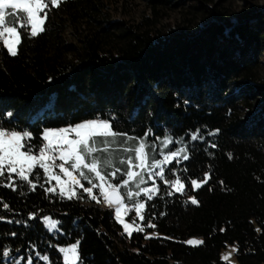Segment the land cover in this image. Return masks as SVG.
Masks as SVG:
<instances>
[{"label": "trees", "instance_id": "1", "mask_svg": "<svg viewBox=\"0 0 264 264\" xmlns=\"http://www.w3.org/2000/svg\"><path fill=\"white\" fill-rule=\"evenodd\" d=\"M145 1L157 18L174 0ZM104 2L63 0L48 10L43 33L22 36L18 55L0 53V125L31 132L37 144L45 129L106 120L133 138L122 145L143 140L158 159L184 149L189 159L178 156L164 175L178 177L187 192L158 180L151 200L139 196L143 218L128 234L114 209L81 187L68 199L45 191L52 183L42 170L30 177L34 190L14 177L16 190L0 184V264H64L59 248L77 241L82 264H230L220 259L227 243L238 249L237 264H264V78L257 69L264 13H246L236 24L217 13L221 21L154 40L149 18L109 23ZM67 26L76 30L74 43L65 38ZM127 155L120 150L105 169L121 168L113 183ZM205 174L207 183L192 189L191 180ZM192 236L203 243L187 245Z\"/></svg>", "mask_w": 264, "mask_h": 264}, {"label": "snow or ice", "instance_id": "2", "mask_svg": "<svg viewBox=\"0 0 264 264\" xmlns=\"http://www.w3.org/2000/svg\"><path fill=\"white\" fill-rule=\"evenodd\" d=\"M62 2L63 0H0V41H2L0 53L6 49L7 54L18 55L17 46L22 43V36L34 38L43 33L46 30L48 10L51 7H58ZM125 136L126 134L114 131L113 126L106 120H91L72 127L45 129L39 143L33 144L30 142L33 139L31 132L6 129L0 125V184L16 190L14 177H17L19 181L25 182L34 190L36 185L32 183L30 177H40L42 170L43 176L59 183V194L62 197L67 196L68 199H72L77 195L74 186L83 187L80 184V179L73 176L75 172L90 185L83 189L84 192H87L93 201L101 202L97 200L96 195H93V189L98 188L103 197L102 202H106L109 207L115 205L116 219L124 223L121 214L126 206L125 199L135 203L136 214L141 216V210L145 208V204L135 201V197L143 193L151 200L157 192L155 186L141 187L145 184L146 172L148 180H152L154 177L165 180L163 165L170 163L178 156H182L183 160L189 159L188 155L183 154L184 149L181 148L179 151L163 155L161 160L152 154L156 151L153 146L143 140L139 143L134 142L122 149L123 152L129 153L119 161L120 164L125 165L124 175L119 176L117 183H112L111 181L116 179L121 172V168L116 167L114 171H105L106 168L112 166L113 160L104 154L109 153L110 145L126 144L128 140L133 139L130 136L124 139ZM192 139H196V136H193ZM163 143L167 147L170 141L165 140ZM177 162L179 161L177 160ZM55 168H59L60 173L69 178L67 184L61 182L60 175L53 171ZM134 169H140V171ZM124 176L127 178L125 179ZM207 179L208 176L205 174L203 183H207ZM97 180L99 183L96 182ZM165 183H168L169 187L176 192L184 190V184L179 178L175 181L165 180ZM133 184L136 188L135 192L131 190ZM191 185L195 189L202 186L196 179L191 180ZM40 186L43 187V185ZM123 188L129 190L122 193L121 189ZM45 191L52 192L55 189L47 188ZM172 194V192H168V195ZM190 199L192 204L198 205L197 199ZM3 207L8 208V205L4 204ZM141 218L143 217L141 216ZM148 226L152 227L153 225ZM130 228V224L124 223L126 232H129ZM129 234L131 233L129 232ZM187 243L196 245L203 241L188 240ZM78 245L79 241L70 247L60 249L65 254V264H69V254L74 257L75 261L81 262ZM237 251L236 248L232 249V252ZM3 255L7 257L9 253L4 252ZM43 259L47 260L48 257L44 256ZM223 259L228 260L229 255H224ZM28 264H33L32 260H29Z\"/></svg>", "mask_w": 264, "mask_h": 264}, {"label": "rangeland", "instance_id": "3", "mask_svg": "<svg viewBox=\"0 0 264 264\" xmlns=\"http://www.w3.org/2000/svg\"><path fill=\"white\" fill-rule=\"evenodd\" d=\"M104 4L106 7L105 12L108 15L107 20L109 23L123 21V22L131 23V24L132 23L140 24L143 21V19L149 18V20L151 21L150 24H152V26L149 29V33H150V36L154 40L157 38V36L164 37L165 34L169 33L170 31L182 30V31L190 32V31L198 30L199 28L204 26V24L207 21H210V20H216V21L220 20L221 21L222 18H225L228 22L232 24H236L246 18L245 17L246 13L248 14L251 12V13H255V15H258L259 13L260 14L264 13V0H174L173 5L170 6L169 8H165L162 11H160V16L157 18H155L152 15L145 0H105ZM190 4H194L195 6L207 7L209 8V13L203 12L202 9L199 11L191 10L188 7L190 6ZM217 13L222 14L223 17L219 18ZM105 25L106 24H104V26ZM72 27L73 26L71 27L67 26L65 29L64 35L67 41L74 43L75 42L74 34L76 30H74ZM83 27L84 28L82 30L84 29L87 30V25H84ZM77 33H79V31H77ZM0 44H2V41H0ZM257 69H258L259 76L264 78V55H262L258 59ZM92 120H97V119H92ZM88 121H91V120H88ZM66 127H72V126H66ZM61 128H64V127H61ZM55 129H59V128H55ZM124 147H127V146L122 145L120 143L110 145L109 153H105L104 155L106 157L111 158L114 162V160L118 158L119 151L122 150ZM160 159L162 160L163 156ZM57 163H59V161H57ZM166 166L167 164L163 165L164 169ZM134 170L140 171V169H134ZM53 171H55L56 174L60 175L61 182H64L65 184L68 183L69 178L65 176L64 174L60 173L59 168H55L53 169ZM147 175L148 174L146 172L145 173V184L141 185V187L151 188L155 186V188L157 189V181L161 179L159 177H154L152 180H148ZM73 176H75L77 179H80V184L83 185V187H81L80 185H75L74 186L75 191H76V187H81L82 189L86 187H90L89 184H85L82 181V178H80L77 173L74 172ZM177 178L178 177H175L171 181H175ZM204 178H199L196 180L203 185ZM165 180L167 179L165 178ZM165 180H161V181L164 184L169 186L168 183H165ZM49 181L52 183L51 188L59 192V183L56 180H49ZM96 182L99 183L98 180ZM181 183L184 184V190L182 192H176L174 189L170 188L171 191L176 192V193H184V192L186 193L187 187L184 182L181 181ZM132 186L135 188L134 184ZM192 189L195 190V188L193 187ZM132 191L135 192L136 188L132 189ZM93 195H96L98 199H101L102 207H105V208L108 207L106 202H102L103 197L100 195L98 188L93 189ZM141 195L145 196L143 193H141ZM188 197H189V200L191 201L190 198H194V195L190 193L188 194ZM135 201H139L143 203V201L139 200V196L135 197ZM125 205L126 206L123 209L122 214H121V219L123 220L124 223L131 225V228L129 229V232L131 233L133 230L140 227L139 219L141 216H137L136 211H135V203L133 201L132 203H129V204L125 203ZM115 207L116 206H112V208L114 209L113 210L114 214H115ZM131 210L134 211L135 213L132 214L131 219L128 220L127 216H129ZM46 217L47 219L44 218V224L47 226V228L50 231L56 230V227H57L56 221L51 219L49 216H46ZM115 218H116V215H115ZM117 222L121 225L123 231L129 234V232H126L124 230V223H121L118 220ZM188 240L202 241V239L197 236L189 237L185 240V243L190 246H195V245L188 244L187 243ZM71 245L72 244L60 247L59 250L61 248L70 247ZM233 248H235V245L227 243L225 248H223L220 252V259L230 264H237V261L234 256V252H232ZM61 255H62L63 263L65 264V259H64L65 254L61 252ZM224 255H229V259L224 260L223 259ZM76 263L77 261H75L74 257H72L71 254H69V264H76Z\"/></svg>", "mask_w": 264, "mask_h": 264}, {"label": "water", "instance_id": "4", "mask_svg": "<svg viewBox=\"0 0 264 264\" xmlns=\"http://www.w3.org/2000/svg\"><path fill=\"white\" fill-rule=\"evenodd\" d=\"M113 206H115V205H113Z\"/></svg>", "mask_w": 264, "mask_h": 264}]
</instances>
